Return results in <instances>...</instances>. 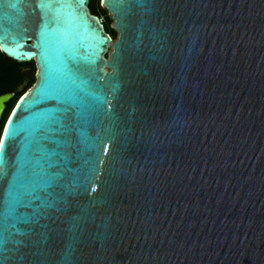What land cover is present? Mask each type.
<instances>
[{
    "label": "water",
    "instance_id": "obj_1",
    "mask_svg": "<svg viewBox=\"0 0 264 264\" xmlns=\"http://www.w3.org/2000/svg\"><path fill=\"white\" fill-rule=\"evenodd\" d=\"M101 3L0 0V264H264V0Z\"/></svg>",
    "mask_w": 264,
    "mask_h": 264
},
{
    "label": "trees",
    "instance_id": "obj_2",
    "mask_svg": "<svg viewBox=\"0 0 264 264\" xmlns=\"http://www.w3.org/2000/svg\"><path fill=\"white\" fill-rule=\"evenodd\" d=\"M100 0H89L88 7L90 12L99 17L100 13L106 14V10L99 6ZM107 19H111L107 16ZM105 30L108 33L113 32L112 28H109L108 24L103 22ZM24 68L27 71H24ZM36 69L34 61L29 62H16L7 57L0 51V94L12 92L14 93L17 87L27 79V85L30 86L35 82L34 70ZM20 96L19 93H15L13 101ZM5 116L0 121V132L4 124Z\"/></svg>",
    "mask_w": 264,
    "mask_h": 264
},
{
    "label": "snow or ice",
    "instance_id": "obj_3",
    "mask_svg": "<svg viewBox=\"0 0 264 264\" xmlns=\"http://www.w3.org/2000/svg\"><path fill=\"white\" fill-rule=\"evenodd\" d=\"M11 7H17L16 4H12ZM61 81L59 78L52 79L46 78V83L43 87L38 90V95L40 99L33 100L32 104H39L41 101H44L46 97L50 98L56 94H60L64 91ZM26 97H21V102L17 104V106L13 109L12 113L8 116L4 123L3 132L0 133V146H4L6 140L9 136H12L14 133L17 135L24 133L23 130L18 131L17 125H28L32 119V116L24 117L22 120H16V114L19 109L23 106Z\"/></svg>",
    "mask_w": 264,
    "mask_h": 264
},
{
    "label": "rangeland",
    "instance_id": "obj_4",
    "mask_svg": "<svg viewBox=\"0 0 264 264\" xmlns=\"http://www.w3.org/2000/svg\"><path fill=\"white\" fill-rule=\"evenodd\" d=\"M99 6H100L102 9L106 10V9L102 6L101 0H100V3H99ZM106 12H107L106 14L100 13L99 18L102 20V22L107 23L108 26H109V28H112V19L110 18V15H109V13H108L107 10H106ZM107 16L111 19V21H109V20L107 19ZM112 29H113V28H112ZM113 30H114V29H113ZM109 34H110V36L112 37L113 40L117 38V32H116L115 30H114L113 32L109 33ZM109 51H110V49H109ZM109 51L107 52V55H108ZM24 71L26 72L27 69L24 68ZM34 77H35V79H36V69L34 70ZM33 84H34V83H32L30 86H28V85H27V79H26L25 81H23V82L17 87L16 91L13 93V97H12V98L6 103V108H5L4 112H3L2 118H3V116H5V119H6V117L8 116V113H9L11 107H12V105H13L14 102L16 101L17 98H16L14 101L12 100V99L14 98L15 93H19V92H20V94L25 93V92H27V90H29V89L33 86ZM2 118H1V119H2ZM5 119H4V120H5Z\"/></svg>",
    "mask_w": 264,
    "mask_h": 264
},
{
    "label": "flooded vegetation",
    "instance_id": "obj_5",
    "mask_svg": "<svg viewBox=\"0 0 264 264\" xmlns=\"http://www.w3.org/2000/svg\"><path fill=\"white\" fill-rule=\"evenodd\" d=\"M26 93V92H25ZM25 93H22V94H20V96L18 97V98H20L23 94H25Z\"/></svg>",
    "mask_w": 264,
    "mask_h": 264
},
{
    "label": "bare ground",
    "instance_id": "obj_6",
    "mask_svg": "<svg viewBox=\"0 0 264 264\" xmlns=\"http://www.w3.org/2000/svg\"><path fill=\"white\" fill-rule=\"evenodd\" d=\"M109 49H110V48H109ZM109 49H108V51H109ZM108 51H107V52H108Z\"/></svg>",
    "mask_w": 264,
    "mask_h": 264
}]
</instances>
